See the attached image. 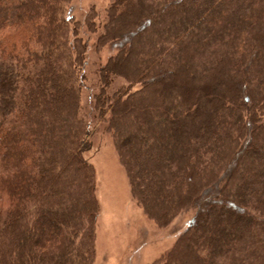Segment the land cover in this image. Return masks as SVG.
<instances>
[{
	"label": "trees",
	"instance_id": "1",
	"mask_svg": "<svg viewBox=\"0 0 264 264\" xmlns=\"http://www.w3.org/2000/svg\"><path fill=\"white\" fill-rule=\"evenodd\" d=\"M70 1L0 0V264L94 261L87 33L132 199L158 226L194 211L154 264H264V0Z\"/></svg>",
	"mask_w": 264,
	"mask_h": 264
},
{
	"label": "rangeland",
	"instance_id": "2",
	"mask_svg": "<svg viewBox=\"0 0 264 264\" xmlns=\"http://www.w3.org/2000/svg\"><path fill=\"white\" fill-rule=\"evenodd\" d=\"M108 3L109 0H71L69 13L83 21L89 10L94 9L101 21ZM86 38L85 84L81 100L89 114L91 133L84 156L95 169L96 196L100 207L92 264H154L173 246L194 211L190 209L180 213L168 225L158 226L132 199L125 170L106 130L108 116L105 120L91 109V95L100 88V66L113 51L106 46L97 48L95 33H87ZM122 84L121 78H113L110 88L113 90Z\"/></svg>",
	"mask_w": 264,
	"mask_h": 264
}]
</instances>
